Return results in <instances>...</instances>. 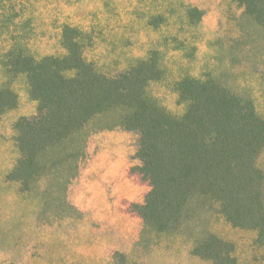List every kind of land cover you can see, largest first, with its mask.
<instances>
[{"label":"trees","instance_id":"1","mask_svg":"<svg viewBox=\"0 0 264 264\" xmlns=\"http://www.w3.org/2000/svg\"><path fill=\"white\" fill-rule=\"evenodd\" d=\"M226 2L235 8L213 44L220 56L195 71L187 59L196 56L205 8L192 1L136 0L135 27V0H0V118L17 106L18 81L36 103L10 126L0 176V222L6 210L13 217L5 244L23 243L31 218L50 228L79 213L69 187L88 140L120 128L134 136L130 172L149 187L132 203L138 244L149 233H186L192 254L230 264L231 242L213 230L222 219L255 230L264 245V115L253 93L264 87V0ZM135 35L147 36L143 53L123 59ZM168 61L178 68L170 79L176 112L149 88Z\"/></svg>","mask_w":264,"mask_h":264},{"label":"rangeland","instance_id":"2","mask_svg":"<svg viewBox=\"0 0 264 264\" xmlns=\"http://www.w3.org/2000/svg\"><path fill=\"white\" fill-rule=\"evenodd\" d=\"M103 1L90 0L91 5L103 4ZM188 1L205 8L202 22L193 33L198 44L196 56L187 59V64L197 71L206 63L214 64V59L220 56L221 47L213 44L217 36L226 33L222 32L223 28L226 31L230 28L228 20H221L224 13L232 15L229 12L235 5L226 0ZM171 2L179 5V0ZM120 6L119 1L117 8ZM141 11V4L135 0V27ZM146 37L135 35V43L125 50L123 59L143 53L141 41ZM177 71L178 68L168 61L164 78L149 85L151 93L172 112L181 110L170 82ZM233 72L228 71L226 76L233 77ZM16 89L17 106L0 118V135L3 137L0 141V176L9 166L8 137L12 122L21 115L33 113L36 108L22 81L17 82ZM253 93L256 109L264 115V87L254 89ZM133 156L134 136L131 132L114 128L92 134L87 143L86 159L69 187V198L79 213L50 228L38 227L44 222L42 216L31 218L33 221L23 230L24 233L27 231L24 242L7 245L4 237L8 239L7 231L13 217L6 218V210L5 218L2 217L0 222V264H213L191 253L190 234L149 233L138 244L142 220L132 203L142 202L149 187L131 174L130 167L137 163ZM259 161L264 165V154ZM213 230L231 242L233 258L230 264H264V245L255 242V230L232 226L222 219L215 223ZM28 238L30 242L26 240Z\"/></svg>","mask_w":264,"mask_h":264}]
</instances>
